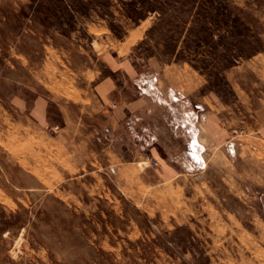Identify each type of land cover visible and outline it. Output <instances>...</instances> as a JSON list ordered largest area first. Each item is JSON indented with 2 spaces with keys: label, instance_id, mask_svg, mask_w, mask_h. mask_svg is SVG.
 Wrapping results in <instances>:
<instances>
[{
  "label": "rangeland",
  "instance_id": "rangeland-1",
  "mask_svg": "<svg viewBox=\"0 0 264 264\" xmlns=\"http://www.w3.org/2000/svg\"><path fill=\"white\" fill-rule=\"evenodd\" d=\"M144 90L198 113L177 176L110 140ZM0 264H264V0H0Z\"/></svg>",
  "mask_w": 264,
  "mask_h": 264
},
{
  "label": "crops",
  "instance_id": "crops-1",
  "mask_svg": "<svg viewBox=\"0 0 264 264\" xmlns=\"http://www.w3.org/2000/svg\"><path fill=\"white\" fill-rule=\"evenodd\" d=\"M157 77H154V83H153V89L157 90L158 92H161L164 94V91L158 87ZM103 88V85H101V90ZM152 88L150 84V89ZM145 89V88H144ZM148 89V88H146ZM166 92H168L170 95L173 96V98H176L174 96V90L172 88L166 89ZM156 100L153 99L148 92L145 90L140 95H135L134 97L130 98L128 101H126L124 104H111L108 105V113L109 115V121L111 123V130L119 129L120 126L123 125V118L125 117H131L130 121L132 120V117L134 118L133 121H139L142 125V129H147L149 131V138H151L150 144L154 143L156 146H161L164 150L163 156H158L153 153L152 149L150 152L153 154V159L155 161V165L158 164L160 168H163L165 171L168 170H174L175 176L179 175V170L184 169V162L182 163L177 160V156H181L183 154L190 155V159L193 161V156L196 157L194 159V163L201 162L198 155V146L200 145V148L202 147L206 149V144L200 141V131H197V127L195 126V122L198 120V113L195 114L190 109L188 111L181 112V116L176 114L175 121L172 122V119H169L168 114L166 112L165 107H161L158 109V116L157 114H153V108L156 107ZM156 112V111H154ZM161 112V113H160ZM180 122L175 123L177 120ZM138 124V123H136ZM139 126V124H138ZM130 127V125H129ZM184 131V132H183ZM204 131L206 133V139L208 142V139L216 140V137L219 133V131L214 128V126L207 121L206 127L204 128ZM114 132V131H113ZM193 133V134H192ZM112 136L110 140L113 141L114 134L116 136V132L111 133ZM120 134L118 133L117 136ZM198 135V136H197ZM198 138H197V137ZM195 140H199V142H195ZM117 139V137H116ZM154 140V141H153ZM184 147L187 148V150H184ZM202 149L200 151H202ZM204 149V150H205ZM128 152L130 153H137L136 148L129 147L127 148ZM197 150V151H195ZM197 152V153H195ZM112 153H114V150L112 149ZM185 154V155H186ZM176 160V161H175ZM173 161V163L171 162ZM178 161V162H177ZM162 162L165 166H162ZM179 162L181 165H179ZM178 164V166L176 165Z\"/></svg>",
  "mask_w": 264,
  "mask_h": 264
},
{
  "label": "bare ground",
  "instance_id": "bare-ground-1",
  "mask_svg": "<svg viewBox=\"0 0 264 264\" xmlns=\"http://www.w3.org/2000/svg\"><path fill=\"white\" fill-rule=\"evenodd\" d=\"M192 134H193V133H192ZM197 136H198V135H197ZM197 136H196V137H197ZM197 138H198V137H197ZM194 141H195V142H199V140H197V139L194 140ZM199 146H200V145H199ZM198 150H199V149H198ZM195 151H197V150H195ZM195 153H197V152H195ZM198 153H199V152H198Z\"/></svg>",
  "mask_w": 264,
  "mask_h": 264
},
{
  "label": "built area",
  "instance_id": "built-area-1",
  "mask_svg": "<svg viewBox=\"0 0 264 264\" xmlns=\"http://www.w3.org/2000/svg\"><path fill=\"white\" fill-rule=\"evenodd\" d=\"M152 162L155 164V161L154 160Z\"/></svg>",
  "mask_w": 264,
  "mask_h": 264
}]
</instances>
